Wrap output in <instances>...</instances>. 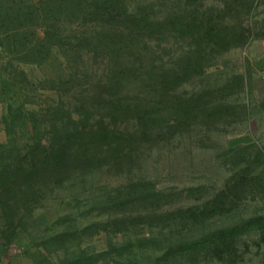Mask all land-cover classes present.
Listing matches in <instances>:
<instances>
[{
	"label": "rangeland",
	"instance_id": "374dc122",
	"mask_svg": "<svg viewBox=\"0 0 264 264\" xmlns=\"http://www.w3.org/2000/svg\"><path fill=\"white\" fill-rule=\"evenodd\" d=\"M251 1L254 9L241 19L258 39L222 54L202 76L181 85L180 100L165 94L157 98L162 106L156 109L163 112L152 115L144 128L130 125L139 135L145 131L141 139L133 138L117 157L111 152L108 163L86 166L71 178L44 173L34 184L35 193L24 187L23 192L0 195L8 205L0 212V264H167L162 252L152 253L135 234L148 235L157 227L161 245L168 230L182 226L179 220L170 225L173 216L163 217L166 211L202 205L236 174L245 179V200L227 224L264 217V0ZM47 49L44 61L25 65L21 53L15 56L0 48V169L8 164L40 168L47 153L32 146L40 135L46 142L56 120L65 122L66 114L57 116L54 109L59 105L67 110L70 95L63 88L56 92L54 83L66 78L72 65L52 47ZM153 97L149 93L146 99L154 104ZM192 100L198 107L193 115L188 110ZM94 114L106 116L101 109ZM153 190L168 197L172 207H162L163 197L150 200L147 193ZM196 198L200 203L185 201ZM159 204L160 211L147 213ZM128 211L141 212L133 217H149L147 225L120 223V213ZM257 242L262 244L259 250ZM242 243L247 250L241 261L229 264H264V233L248 231ZM206 255L185 258L181 264H226L210 262Z\"/></svg>",
	"mask_w": 264,
	"mask_h": 264
},
{
	"label": "trees",
	"instance_id": "16d2710c",
	"mask_svg": "<svg viewBox=\"0 0 264 264\" xmlns=\"http://www.w3.org/2000/svg\"><path fill=\"white\" fill-rule=\"evenodd\" d=\"M205 1L0 0V48L15 56L21 53L20 61L27 65L44 61L49 46L72 65L68 76L54 83L56 92L60 94L63 88L70 95L67 110L59 105L54 109L57 116L66 114L65 122L57 117L46 142L40 135L32 146L34 151L47 153L44 164L40 168L5 165L0 169V195L23 192L24 187L27 193H35L37 178L46 172L63 174L66 179L86 166L108 163L111 152L117 157L116 152L122 153L133 138L141 139L145 133L130 130L131 123L144 128L152 115L163 112L156 109L162 106L158 100L163 94L180 100L177 89L181 85L202 76L222 54L258 39L241 19L254 9L253 1L223 0L219 5ZM149 93L154 94V104L146 99ZM188 106L191 115L198 109L194 100ZM95 109L104 110L106 116L95 117ZM237 175L203 206L166 211L163 217L173 216L170 225L179 220L182 226L168 230L161 245L157 227L148 235L135 234L137 241L142 236L147 249L162 252L167 264H181L203 253L210 262L241 261L247 250L243 237L254 229L264 233V217L227 224L228 216L245 200V179ZM135 194L142 196L139 191ZM147 196L152 201L163 197L166 209L173 205L161 192L153 190ZM185 201L200 203L201 199ZM7 207L5 200L0 201L2 214ZM162 207L151 206L147 213ZM137 212H121L119 222L132 228L147 225L149 217H133ZM261 245L254 246L259 250Z\"/></svg>",
	"mask_w": 264,
	"mask_h": 264
},
{
	"label": "built area",
	"instance_id": "2783aa9c",
	"mask_svg": "<svg viewBox=\"0 0 264 264\" xmlns=\"http://www.w3.org/2000/svg\"><path fill=\"white\" fill-rule=\"evenodd\" d=\"M261 78H262V81H263V84H264V67L261 70Z\"/></svg>",
	"mask_w": 264,
	"mask_h": 264
},
{
	"label": "crops",
	"instance_id": "0c3cea01",
	"mask_svg": "<svg viewBox=\"0 0 264 264\" xmlns=\"http://www.w3.org/2000/svg\"><path fill=\"white\" fill-rule=\"evenodd\" d=\"M263 48V62H264V44L262 45Z\"/></svg>",
	"mask_w": 264,
	"mask_h": 264
}]
</instances>
